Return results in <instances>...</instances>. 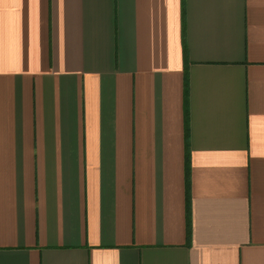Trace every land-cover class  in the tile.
Returning <instances> with one entry per match:
<instances>
[{"label": "crops", "instance_id": "0c3cea01", "mask_svg": "<svg viewBox=\"0 0 264 264\" xmlns=\"http://www.w3.org/2000/svg\"><path fill=\"white\" fill-rule=\"evenodd\" d=\"M0 264H264V0H0Z\"/></svg>", "mask_w": 264, "mask_h": 264}, {"label": "trees", "instance_id": "16d2710c", "mask_svg": "<svg viewBox=\"0 0 264 264\" xmlns=\"http://www.w3.org/2000/svg\"><path fill=\"white\" fill-rule=\"evenodd\" d=\"M185 99H186V110H187V77H186V93H185ZM187 129H188V124H187ZM191 237V228H190V225H189V228H188V239H190Z\"/></svg>", "mask_w": 264, "mask_h": 264}]
</instances>
